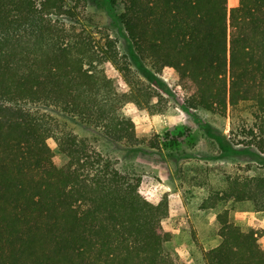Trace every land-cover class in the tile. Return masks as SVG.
<instances>
[{"label":"trees","instance_id":"16d2710c","mask_svg":"<svg viewBox=\"0 0 264 264\" xmlns=\"http://www.w3.org/2000/svg\"><path fill=\"white\" fill-rule=\"evenodd\" d=\"M229 2L123 0L124 56L110 34L98 38L81 22V0H0V264H180L162 226L167 201L152 204L141 179L58 116L132 148L136 128L125 108L168 112L134 81L133 65L164 86L143 64L148 51L178 74L187 109L227 117L251 103L257 136L248 145L264 155V0ZM229 183L210 209L234 199L264 210V174ZM226 214L206 264H264L255 235Z\"/></svg>","mask_w":264,"mask_h":264},{"label":"rangeland","instance_id":"374dc122","mask_svg":"<svg viewBox=\"0 0 264 264\" xmlns=\"http://www.w3.org/2000/svg\"><path fill=\"white\" fill-rule=\"evenodd\" d=\"M238 2H229L230 8ZM123 12V0H81L78 7L79 19L95 36L110 34L118 41L121 54L128 56V44L119 24ZM135 53L141 54L136 49ZM143 54V64L164 86L160 89L150 83L135 65L134 81L143 83L156 99L162 97L168 112L135 116L132 106H127L124 113L133 119L136 128L137 142L132 148L112 142L76 117L58 118L119 171L141 179L142 191L152 204L167 201L169 211L162 226L171 236L169 246L180 264H206L205 254L222 243L220 216L225 213L244 234H254L264 251V210L256 211L252 204L234 199L220 201L217 208L210 209L216 195L222 197L230 191L233 178L264 174V157H257L261 153L248 145L257 136V132L250 134L256 124L252 104L241 105L227 117L187 109L178 74L154 63L150 52ZM260 138L264 139V134ZM248 147L250 153L234 152Z\"/></svg>","mask_w":264,"mask_h":264}]
</instances>
